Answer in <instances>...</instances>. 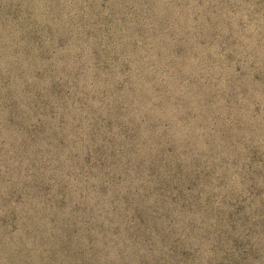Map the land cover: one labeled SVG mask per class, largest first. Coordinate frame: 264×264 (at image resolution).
Instances as JSON below:
<instances>
[{"label": "rangeland", "instance_id": "rangeland-1", "mask_svg": "<svg viewBox=\"0 0 264 264\" xmlns=\"http://www.w3.org/2000/svg\"><path fill=\"white\" fill-rule=\"evenodd\" d=\"M0 264H264V0H0Z\"/></svg>", "mask_w": 264, "mask_h": 264}]
</instances>
